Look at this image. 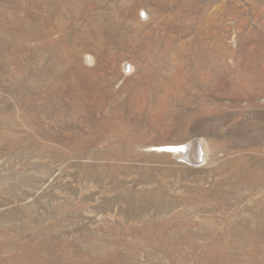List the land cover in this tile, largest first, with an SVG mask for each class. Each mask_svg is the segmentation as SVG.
Masks as SVG:
<instances>
[{
    "label": "rangeland",
    "instance_id": "rangeland-1",
    "mask_svg": "<svg viewBox=\"0 0 264 264\" xmlns=\"http://www.w3.org/2000/svg\"><path fill=\"white\" fill-rule=\"evenodd\" d=\"M263 42L264 0H0V264H264Z\"/></svg>",
    "mask_w": 264,
    "mask_h": 264
},
{
    "label": "bare ground",
    "instance_id": "bare-ground-1",
    "mask_svg": "<svg viewBox=\"0 0 264 264\" xmlns=\"http://www.w3.org/2000/svg\"><path fill=\"white\" fill-rule=\"evenodd\" d=\"M247 20V19H246ZM254 34V33H253ZM260 40V39H259ZM258 40V41H259ZM263 44H264V42H263ZM234 51V50H233ZM250 51V50H249ZM236 53V52H235ZM253 57V56H252ZM244 63V62H243ZM257 68H258V66H257ZM254 69V68H253ZM255 71V70H254ZM251 72V71H250ZM240 73V72H239ZM249 73V72H248ZM242 74V73H241ZM247 75V74H246ZM244 76V75H243ZM248 76V75H247ZM250 77V76H249ZM244 78V77H243ZM246 79V78H245ZM251 79V78H250ZM249 79V80H250ZM259 80H260V78H259ZM245 82V81H244ZM251 82V81H250ZM254 81H252V83H253ZM257 83V82H256ZM260 83V82H259ZM255 84V83H254ZM248 85V84H247ZM255 86V85H254ZM260 86V85H259ZM253 126V125H252ZM199 141V140H198ZM202 141H204V140H202ZM202 141H200L201 143L200 144H198V142H192V143H190V144H188L187 146H184V145H176V144H168V145H162L163 147L162 148H160V149H162L163 151L164 150H168V151H173V152H175V153H177L180 157L182 156V157H184L186 160H190V161H192V162H194V163H197V161H198V158H199V154L201 155V153H203V148L205 149V151H206V145H205V143H203ZM202 151V152H201ZM205 154V153H204ZM207 156V155H206ZM258 175V174H257ZM249 176H251V174L249 175ZM245 178V177H244ZM251 178V177H250ZM258 178V177H257ZM248 181H249V179H248ZM255 182V181H254ZM253 182V183H254ZM262 182V181H261ZM260 182V183H261ZM258 183V182H257ZM256 183V184H257ZM264 183V182H263ZM262 184V183H261ZM160 190H158V192H159ZM157 197V196H156ZM155 198V197H154ZM158 198V197H157ZM168 198V197H167ZM165 199V198H164ZM170 199V198H169ZM149 200V199H148ZM133 201V200H132ZM170 201V200H169ZM160 202H161V200H160ZM173 202V201H172ZM175 202V201H174ZM146 203V202H145ZM159 203V202H158ZM151 204V203H150ZM170 205V204H169ZM163 206V205H162ZM141 210V209H140ZM150 211V210H149ZM152 224V223H151ZM161 226V225H160Z\"/></svg>",
    "mask_w": 264,
    "mask_h": 264
},
{
    "label": "water",
    "instance_id": "water-1",
    "mask_svg": "<svg viewBox=\"0 0 264 264\" xmlns=\"http://www.w3.org/2000/svg\"><path fill=\"white\" fill-rule=\"evenodd\" d=\"M201 160V155L199 154L198 162Z\"/></svg>",
    "mask_w": 264,
    "mask_h": 264
}]
</instances>
